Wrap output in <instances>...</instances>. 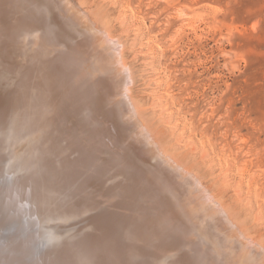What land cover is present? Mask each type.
<instances>
[{
	"label": "bare ground",
	"instance_id": "1",
	"mask_svg": "<svg viewBox=\"0 0 264 264\" xmlns=\"http://www.w3.org/2000/svg\"><path fill=\"white\" fill-rule=\"evenodd\" d=\"M62 2L0 0V264H263L138 148L125 60Z\"/></svg>",
	"mask_w": 264,
	"mask_h": 264
},
{
	"label": "rangeland",
	"instance_id": "2",
	"mask_svg": "<svg viewBox=\"0 0 264 264\" xmlns=\"http://www.w3.org/2000/svg\"><path fill=\"white\" fill-rule=\"evenodd\" d=\"M62 3L67 19L125 60L122 105L138 148L201 196L215 243L239 235L264 264V0Z\"/></svg>",
	"mask_w": 264,
	"mask_h": 264
}]
</instances>
